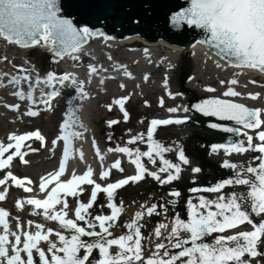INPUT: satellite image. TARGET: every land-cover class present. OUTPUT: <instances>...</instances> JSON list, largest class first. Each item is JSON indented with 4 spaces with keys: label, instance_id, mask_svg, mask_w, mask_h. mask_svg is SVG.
<instances>
[{
    "label": "snow or ice",
    "instance_id": "snow-or-ice-1",
    "mask_svg": "<svg viewBox=\"0 0 264 264\" xmlns=\"http://www.w3.org/2000/svg\"><path fill=\"white\" fill-rule=\"evenodd\" d=\"M60 13L59 0H0V37L21 47L49 46L57 57L63 58L65 54L79 51L87 37L103 35V33L90 30L87 26L78 28L72 19L66 18ZM171 23L174 26L186 24L203 29L208 34V38L204 42L217 49V55L223 54L229 58H234L238 62V66L255 68L264 72V0H191L189 7L173 14ZM73 58L78 59L75 56ZM89 70L91 73L97 71L96 67L91 65ZM21 71L24 69L21 68ZM126 75L130 76L131 73L126 72ZM147 78L146 75L145 79ZM22 79L27 80L28 77H22ZM53 81L61 85L66 81L76 84L75 78L70 73H64L59 77L52 72L47 73L46 83L51 86ZM9 83L18 85L20 79L13 76ZM224 83L221 81V84ZM237 83L238 80L236 79L230 81L232 85ZM82 84L83 82L80 83L79 89L81 95L84 96L86 93L83 92ZM208 90L215 91L212 88ZM14 95L24 99V92L22 91H17ZM28 95L31 98V91ZM57 95H59L58 91H51L48 93L49 100ZM239 95L241 93L231 87L224 93V96ZM249 95L255 99L259 94ZM128 99L129 97H120L114 100V104L119 106L123 114L124 121L129 119V111L125 107ZM49 100H45L43 103L50 107ZM163 104L164 101L161 98L160 105L163 106ZM8 107L18 109L19 105H8ZM107 107L111 110L112 104ZM194 107L207 115L234 120L247 129H259L264 124V120L261 119V109H249L243 104L226 99L206 100ZM187 110L184 109V111ZM168 111L176 112L178 109L169 108ZM27 115L37 116L39 113L29 110ZM182 122L180 119H153L147 130L150 144L147 151L142 152L136 148L133 152L126 146L110 149V151L126 153L130 158L134 156L132 163L135 164L136 174L104 187L92 179L93 169L91 167L82 175L73 173L71 179L63 182L60 180L66 171V162L70 155V136L78 134L65 132L58 137L64 141L63 160L58 171L41 178L39 188L41 192H44L48 189L49 184L55 182V186L47 192L45 199H18L16 207L24 209L25 205L34 206L36 210H42V212L36 211L35 215L42 214L46 220L59 222L61 229L72 231L70 235L66 236L59 230L52 228L45 230L44 224L37 223L35 224L37 231L33 233L23 230L19 223V217H17V231L13 232L9 227L10 213L0 207V226H2V231H0V264H37V261L34 260V251L39 258V264H177L178 261L180 264H249V261L245 259L246 255L252 258L264 255V251L258 250L261 245H264V218L255 222L251 215L254 213L255 216H264V131L257 133L258 139L261 141L259 144L254 145L252 143L253 137L247 136V146L241 142L230 144L226 148L228 153H245L249 150L260 153L261 155L254 158L260 161L257 166L249 165L243 169L244 174L238 172L235 178L226 179L213 187L204 189L207 192L218 193L226 186L242 185L247 186V192H234L229 197L219 196L216 200H206L201 197L198 205L191 204L189 201L191 205L190 219L185 222V220L177 217L174 225L170 228L168 243H156V251L147 257L142 245L144 236L141 232L140 221L145 215H158L157 205L153 204L148 207L142 205L144 210L137 211L134 218L127 223L126 228L129 231L117 238L109 239L108 237L112 236L110 229L116 226V221L124 210L122 202L120 206L114 202L108 203L107 206L111 209L110 215L92 217L90 209L93 208L100 193H106L109 201H112L115 190L128 185L130 182L135 183L145 179L146 174L161 184H169L180 179L181 165L165 159L163 155V153L173 149L154 141L152 137L158 127ZM119 123V120L108 121L109 126ZM63 127L67 129L69 123L65 121ZM211 127L218 128L219 125L212 124ZM224 130L238 131L232 128ZM33 138L39 141L45 139L39 130H36L22 135H10L9 140L14 141V144L4 145L0 143V170L8 168L14 157H18L27 164L28 161L24 159L26 153L22 152L21 149L27 147L25 141ZM143 139V135H137L132 137L128 143L135 144ZM52 143L55 145L56 141L54 140ZM222 147L225 146L215 145L213 151ZM11 149L14 151L10 152ZM31 151H38V149H31ZM6 153L10 154L5 157ZM97 154L99 155L98 149ZM154 154L162 161L163 166L159 168V173H166L165 177L156 171H149L141 162V157H147L151 163L155 164ZM82 157L83 153H81ZM178 159L184 165L189 164V160L182 149L178 151ZM111 167L123 171L119 160L115 161ZM224 167L236 169L238 165L225 161ZM192 171L199 173L201 169L196 167ZM109 175L110 170H105L101 172L100 178L105 179ZM9 181L15 186L23 188L25 192H32L33 190L27 186L32 184L30 179L18 178L11 171L6 173L5 178L0 179V185H7ZM83 185L93 186L90 199L87 203L80 202L78 204L74 210L75 219L67 218L69 204L66 197H76L78 194H83L85 191ZM199 190L192 189V191ZM7 195V188L0 191V201H4ZM171 195L179 197L180 192L173 191ZM57 205H62V207L57 210ZM88 217L92 218L87 219ZM78 222H85L87 227L81 226ZM97 222L100 231L94 230L97 227ZM27 223L31 226L33 221L29 220ZM244 223L251 225L253 230L242 231L229 236L219 235L212 243L203 242V238L206 236L236 229ZM169 227L166 223H160L154 229V236L162 237L164 235L162 230H167ZM182 233L190 235L188 238H181ZM53 234L58 238L59 246L57 242L50 239ZM10 236L14 238L11 241ZM82 237L96 239L89 242ZM42 241L47 242L46 251L40 247ZM198 241L200 242L198 243ZM189 244L190 246H186ZM113 246L118 250L110 251ZM170 248L180 249V251L170 253L168 251ZM161 249H164L162 253ZM81 250H83V255H81ZM94 250L99 251V259H91ZM22 253L26 254V257L22 256Z\"/></svg>",
    "mask_w": 264,
    "mask_h": 264
},
{
    "label": "rangeland",
    "instance_id": "rangeland-1",
    "mask_svg": "<svg viewBox=\"0 0 264 264\" xmlns=\"http://www.w3.org/2000/svg\"><path fill=\"white\" fill-rule=\"evenodd\" d=\"M101 49L97 50L96 55L97 56H104V57H108L109 59L117 56L116 54H118L120 57L121 55L126 56H130L132 55V53L130 52L131 49H129V51H127V49H122V48H115V50L112 47H108V46H102L100 45ZM40 47V46H39ZM32 48V49H27L25 50L24 48H16L15 46L9 47L7 48V50H4L2 52H0V68L5 70V69H11L14 72L17 70H21L20 68H24V70L28 71V73H36L38 74V76H43L47 75V73L52 72L54 74L58 73V70L56 69L57 66L53 65L52 61L50 60V56L48 52H45L43 49L41 50V48ZM101 52L103 53L101 55ZM6 58V59H5ZM124 61V65L125 68L128 67L129 63L128 61L122 60ZM189 61V62H188ZM186 61L185 63V67L183 69H180L179 72V79L177 81H175L173 78H171L172 73L170 72L171 69L175 70L177 67L175 66H170L167 67L163 64H160V66H157L156 69H153L152 65H149L150 63H145V64H141L140 66H137L139 68H141V71H146V70H155L153 71L151 74H147V79H145L144 75L145 73H132V75L137 76L136 79L132 78L130 80H128V82H123V83H119L118 80H105V76H103L102 80L104 81V84H102L103 86H99L98 88H96L95 90H91L90 89V93L88 91V98L86 100L85 103V111L87 113V117H88V129H86V134L88 135V140H89V150H90V154L87 157L88 162H90V164H94L95 169H97V175L94 176V180L97 183H100L102 185V187L105 186L106 183H108L109 180H114L117 179L118 177L123 175H126V177L134 175L133 171L135 170L136 172V168L135 166L133 167V163H132V159H134L135 157H129L126 153H120V152H116V151H110V149H115L118 146L120 147H128L127 146V139L130 137V135L133 134V132H135L138 128L141 130L138 132L137 135H143L144 139L142 141H137L135 143V145H137V147L143 152V151H147L149 149V141H148V137H147V130L150 127L149 124V117L150 119L152 118V116H156V115H161L164 113H175V112H169L168 109L169 108H178L179 104L176 102V99H178V94L181 92L179 91L182 88V85H186L187 82L190 83V79L191 76L195 74L194 73H190L192 71V64L194 65V63H196V61L192 59ZM158 61H154V64H157ZM197 65V63H196ZM204 67V66H203ZM169 68V69H168ZM203 70V71H202ZM201 79L200 80H207L208 82H215V79L218 76H222L224 78L226 77V74H223L222 72L216 70L215 68H213L211 65L208 66L206 69L201 68ZM199 74V75H200ZM115 78V77H113ZM236 80H238V83L235 86L236 90L242 92V93H246V92H252L255 91L257 94H259V97H263L262 100H264V83H262L260 86L258 84H255L253 82H248V80L243 79V78H237ZM130 81V82H129ZM165 81H167V83H165ZM201 84H203V82H201ZM217 84V83H216ZM121 85H123V87H121ZM215 87V83L214 85H212L211 87H207L204 89H209ZM202 89V88H200ZM127 91L129 92V101L131 100L134 103V111L131 114L130 119H128L127 121L123 120V114L119 108V106L117 105L114 109V113L107 116V120L103 123L104 124V131L101 133H97V131L94 129L95 125L92 123V115L90 113V110H95L97 109V107L103 108L106 107L109 104H114V97L115 95L119 94V92H123V91ZM124 93V92H123ZM139 95L141 96H146L147 98L151 99L152 102H150L149 104H143L142 102H137V98L139 97ZM186 99H185V104L188 103V98L192 97L191 94H187L185 95ZM161 98L164 101L163 106H158L157 103L160 102ZM14 99H12V96L9 95V92H4L2 91L0 93V143H3L4 145H7L8 143H15L14 141H10L9 140V136L12 134H16V135H22L25 133H29V132H33L36 130H39V132L41 133L42 136L45 135L43 134V130L41 129V127L39 125H36L37 123L35 122V125H30V127L28 126H22L23 124L30 123V120H36L37 122H39V120H44V118L49 117V114L52 112V109L56 107V105H54V103L52 104V106H48L47 110H40L41 112H38L39 115L37 116H29L27 115L28 110H34V111H38L39 109H42L43 107L40 106L39 104L37 106H33L30 107L28 106L27 108L23 106V104L20 101H13ZM61 103V102H59ZM8 105H19L18 109H12L9 108ZM263 107H264V103H262ZM89 110V111H88ZM164 110V111H162ZM138 112H148L146 114V117L148 119L145 118H138ZM60 114L62 113L59 112ZM170 117H172V119L174 120L173 115H170ZM57 119V118H56ZM59 119V117H58ZM57 119V122H54L55 124H58L59 120ZM111 120H119L120 123L116 124V125H112L109 126L108 121ZM152 120V119H151ZM147 122V123H146ZM183 125H186L187 127L191 126L189 125V123L187 122H182ZM169 125H165V126H160L157 128V130L154 132L152 139L156 142L161 143L163 146L165 147H169L170 148V143H172L171 141V137L169 136V132L168 131V127ZM264 131V126L261 125V128H259L258 130ZM257 129H251L249 131V133L255 132ZM206 132V131H204ZM159 133V137L154 138V135ZM191 135V134H190ZM251 136L253 137L252 143L254 145L259 144V139H258V135L255 134V136L253 135V133L251 134ZM59 135L57 134V131L55 132V134L53 133V136L51 138H45L44 141H39L36 140L35 138H33L32 141H25V145H27V147H23L22 148V152H25L26 155L24 156V159L28 161L27 164L23 163L18 157H14L11 165L3 170H0V179L5 178L6 173L8 171H11L13 173V175H15L18 178H26L30 179L32 181V184L36 185L34 186V191L32 192H25L23 188L17 187L14 188L11 186V181L8 182L7 185H0V191L5 190V188H7V192L8 195L6 197V199L4 201H8L11 202V206L12 207H16V201L19 199H27V198H37V199H45L47 196V192L51 190V185L53 184H49L48 185V189L44 192L40 191L39 188V184L41 182V178L42 177H46L48 174H45L46 171L48 170V166L49 168L52 167L54 168L55 166V161H54V157L57 149H59V145H60V139H58ZM107 138V143L109 145H107V143H103L105 138ZM50 139V140H49ZM198 138H195V136H193L192 138H189L188 142H187V146L186 149H188V151L190 152H194V150L198 149V143H195L197 141ZM56 141V144L53 145L52 141ZM34 142V144H33ZM247 146V144H245ZM31 149H38V151H31ZM52 150V153H48L49 150ZM97 149L99 150V155L97 154ZM131 149V148H130ZM14 151V149H11L10 152ZM134 152V151H133ZM10 154V153H6L5 157ZM172 151L170 152H166L163 153L164 158L168 159L169 161L173 162V163H177L175 161V157L171 155ZM244 154H247L245 156H243V158L245 159L246 162H248V166H257L258 163L260 161L255 160L254 158L261 155L260 153L256 152V151H247ZM30 155V156H29ZM48 155H51V159L49 160V163L47 162V157ZM221 157H223V155H220ZM101 157H103V159H101ZM190 157V156H189ZM188 157V158H189ZM209 157V162H212L213 164H216V166H224V162L221 159H217L216 156H214V153L212 154L211 152L208 154ZM241 156L235 157L233 160L234 161H229L230 164L234 163L235 161H237L238 159H240ZM46 158V159H45ZM154 158L156 159V163L153 164L151 163L147 157H141V162L145 165L146 168H148L149 171H156L158 172V174L160 175L161 173H159V170L157 168L162 167V161H160L159 157H155L154 154ZM187 158V159H188ZM191 158V157H190ZM223 159H226L225 157H223ZM117 161L119 160L121 162V166L123 167V172H119L115 173L113 170L114 168H112L110 165L112 163V161ZM196 162H199L196 160ZM158 164V165H156ZM178 164V163H177ZM15 168V169H14ZM201 168V167H200ZM105 170H110L112 172H110L109 177L103 179V181H99L98 179L100 178V174L101 172L105 171ZM190 172L189 169L186 168V170H184L183 172H181L182 174H180V179L173 181L169 184H161L159 183V181H157L155 178H149V179H143L139 182H130L128 185L123 186L120 189L115 190L114 193V197L112 199V201H109L107 194L106 193H100L98 194L97 197V201L94 204L93 208L90 209L91 214L93 215V212L97 213L94 214L95 216L98 215V213H102L101 215H109L108 213L111 212V209L108 208V203L110 202H114L117 204V206H120L121 202L123 203L124 207L126 206L125 204L130 202V197H133V201L136 200V203H139L140 200L143 199V197H145V194H150V196H153L155 198V202L156 204H160L162 202H165V200L170 201V206H169V210L170 212H174L175 211V207L178 205V203L182 202V200L184 199V196L188 194V192H184V191H180V196L179 197H175L172 196L170 193H168V188L173 187L178 183H182V182H186L192 179H195L194 177L189 178L187 177L185 180L182 178L184 172ZM26 172V173H25ZM213 168H208L205 167L203 170H201V176H209L211 173H213ZM25 173V174H24ZM241 174L243 173V170H240ZM68 172L65 171V173L60 177V179H65L68 176ZM186 174V173H185ZM27 175V176H26ZM250 175V174H249ZM26 176V177H25ZM147 176V174L145 175ZM96 177L98 179H96ZM163 177V175H162ZM228 179V178H227ZM225 179H216V180H212V182H207L206 186H202L200 187L199 191H201L202 193L204 192L206 195H212L213 192H207L204 191V189H206L207 187H211L212 183H220L222 181H224ZM163 185L164 188L162 190V192L160 193L159 196H157V192L153 191V190H146L147 188H151L154 187L155 185ZM15 186V185H14ZM86 188H89L90 185H86ZM177 186V185H176ZM243 190L242 191H238L237 193H246L248 188L247 186H242ZM219 193V192H218ZM216 193V194H218ZM215 194V193H214ZM68 204H69V214L68 217H72L74 215V210H75V206L73 205V203L70 201V196L66 197ZM90 199V196L88 194L87 196V200L82 199L80 202L83 203H87ZM197 201V199H195ZM4 201H0V207L4 208L5 210H7V207H5V203ZM188 205H186V207L183 209L182 213H177L178 215L176 217H180L181 215L183 217H190V213H191V205L189 203L190 198L188 200H185ZM153 202V200L151 201ZM191 203H193L191 201ZM195 204V203H194ZM4 205V206H3ZM198 205V204H196ZM101 208V209H99ZM18 209V208H17ZM104 209H106L105 211H103ZM24 213L27 214H32V212H36V211H41L42 210H36L34 208V206L31 205H25L24 209H18ZM213 210L214 207H213ZM250 211V208L248 209ZM143 211V210H142ZM10 213V212H9ZM254 217V221L258 222L260 221L262 218H264V216H255L254 213L251 214ZM42 216V214H41ZM157 216V214H156ZM160 216V215H159ZM93 217V216H92ZM92 217H88V219H91ZM161 217V216H160ZM160 217H158L157 219L154 220V218H148L147 215H145L144 219L145 221L143 223L140 222L141 225V232L142 235L144 236V240L142 241V245L143 248L145 250V252L147 254H151L152 253V245L151 243L154 240V229L159 226L158 222L160 220ZM17 217H13L9 216V227L10 230L15 232L17 231ZM31 221H33L32 219H30ZM29 219L23 217V216H19V223L22 225L23 230H27V231H31V232H35L37 231V229L35 228V224H37V221H33V224L31 226L28 225ZM59 224V222H57ZM127 223H129L128 220L123 219L122 221L118 222L117 226H114L112 229H110V231L112 232V236L108 237L109 239L111 238H117L119 235L125 234L126 232H128L129 230L126 228ZM87 227V226H85ZM47 228H52L54 230L59 229V226L56 225L55 223L50 222L49 226L45 225V230ZM96 231H100L98 224L97 227L95 228ZM252 226L244 223L240 226H238L236 229H231L229 230V232L227 231V233H214L215 235H213L212 239H215L217 236L219 235H224V236H229V235H234L238 232H242V231H251ZM0 231H2V226H0ZM66 236L70 235L69 234H64ZM209 237L206 236L203 238L204 240H207ZM10 241L13 240V237H9ZM50 239L54 242L58 243L59 246V242H58V238L53 234L50 236ZM57 239V240H56ZM82 239H86L89 242H91L92 240L96 239V238H92V237H82ZM22 240H23V236H22ZM200 242V241H198ZM190 245V244H189ZM186 245V246H189ZM47 242H41L40 243V247L44 248L45 251L47 250ZM118 249L113 246V248L110 250L112 252L117 251ZM168 251L170 253H178L180 251V249H175V248H170L168 249ZM10 254H11V250H10ZM47 254V253H46ZM22 256L26 257V254L22 253ZM34 255V253H33ZM81 255H83V250H81ZM38 258V257H37ZM49 258H50V254H49ZM258 257L252 258V257H248L246 255L245 259H247L249 261V264H258L257 260ZM91 259H99V251L98 250H94V254L93 257ZM182 259H186V258H182ZM177 264H180V262L178 261ZM260 264V263H259Z\"/></svg>",
    "mask_w": 264,
    "mask_h": 264
},
{
    "label": "bare ground",
    "instance_id": "bare-ground-1",
    "mask_svg": "<svg viewBox=\"0 0 264 264\" xmlns=\"http://www.w3.org/2000/svg\"><path fill=\"white\" fill-rule=\"evenodd\" d=\"M13 43H9V42H5L2 37H0V52L7 50V48L12 47ZM108 46L109 48L112 47L114 50L115 48L119 49H127V51L130 50V52L132 53V55L130 56H124L121 55V57L116 54L117 56L109 59L108 57L103 58L102 56H97L96 52L97 50H100L101 46ZM38 48L39 46H34V47H27L24 48L25 50L27 49H32V48ZM41 48V50L43 49L45 52H48V47L47 46H41L39 47ZM103 53L101 52V55ZM2 55V54H0ZM78 57V59H74L73 57ZM56 59V69L58 70V73L56 74L57 77L63 75L64 73H70L72 74V76L75 78L76 84H73L71 81H66L63 85L59 84L56 81L52 82V85L50 86L48 83L47 85H44V83L46 82V78L42 77V76H36V74L34 73V76H28L26 75L28 78L30 86H24L23 81L24 79H22V74H27L25 73V71H17L15 74H12L11 70L5 69L2 70L0 69V93L2 91H5L7 89V87H11V90H14V92L17 91H22L24 92V99H21L20 97L18 98L19 100H21L20 102L23 104L24 107H28L29 104L26 103L27 101L29 102H36L37 99H40L41 101L40 106H42V109H39L36 112H41L40 110H47L48 105L43 103V101L47 100V88L51 87V90H55L57 91V89L59 88H63L65 90L66 86L70 85L73 88H76L77 93H75V89H70V91L67 93L68 94V100L67 102H65V100L63 99H57L56 101H54V105H56L55 108L52 109V112L49 114V117L44 118V120H39V122H37L36 120H30V123H25L22 126H28L30 127V125H35V122L37 123L36 125H39L41 127V129L43 130V134L45 135V138H51L53 136V133L55 134L56 131H59V126H63L65 124V121H67L69 123V127L67 129L62 130V133L64 134L65 132L68 133H77L78 135H71L70 136V155L69 158L66 162L67 166H71L73 167V165L76 167L77 170H79V172H83L84 169L86 171V167L83 165V161H87V157L90 154V150L88 149L89 147V140H88V135L86 134V132L84 131V125L85 122L84 121H79L77 122L76 119H78L79 117H83L84 113L81 111L82 107H80V105L84 103H86V100L89 99L87 94L88 91L90 93L89 90V86L88 83L93 79H95V81H98V76L103 77L107 76L108 73L112 74V73H117L119 71V75H124L125 77H127L126 72L128 73H137L140 72L145 73L144 75L147 74H151L153 71L155 70H144L141 71V68L137 67L141 62L147 61V63H150L149 65H152L154 67H152L153 69H156L157 66H160V64H163L167 67H170V64H173V66L176 65V69L173 70L171 69V78H173L175 81H177L180 77H179V70L183 69L185 66L186 61L190 60L193 61L195 60L196 63H194V65L192 64V68L190 71V73H194V75L191 76L190 79V83L187 82L186 85H182V88L179 90L181 91L178 94V99H176V102L180 105H183L184 100L186 98L185 95H187L188 93L192 94V95H197V94H204V95H218L220 97H225V98H229L230 100H234L236 102H239L240 104H244L246 107L252 108V109H261V119L264 120V107L262 105V103H264L263 97H259L257 96V98L253 99L249 94H257L255 91L252 92H246L245 94L236 90L235 86L230 84V81L232 79H237V78H243L248 80V82H253L255 81V84H258L259 86L264 83V72L259 71L258 69L255 68H248V67H243V66H237V65H231L230 63L226 62L225 60H223L222 58L218 57L217 54L212 53L210 51V49L206 48L204 45H202L200 42H195L192 43L190 45H181V44H176V43H170V42H166L165 39H161L160 37H155L153 39V41H145L144 39H142L141 37L137 36V35H128L126 37L123 38H118L116 40H106L105 38H103V36L99 35V36H94V37H89V40H87L85 42V44L81 45V48L79 51L75 52V53H69V54H65L63 56V58H55ZM128 61L129 65L128 67L125 68V63L124 61ZM153 61H159L157 62V64L153 63ZM167 62V63H166ZM189 62V61H188ZM95 66L97 71L95 73H91L89 70V66ZM122 65H124V67H121ZM212 66L213 68H215L216 70L222 72L223 74H226L227 78L224 77H220L218 76L215 79V82L211 81L208 82L207 80H200L201 79V68L206 69L208 66ZM204 66V67H203ZM186 68V67H185ZM119 69V70H118ZM169 69V68H168ZM203 71V70H202ZM7 74V75H5ZM200 74V75H199ZM16 76L18 79H20V83L17 84H11L9 83V80L11 79V77ZM221 81H224V84H221ZM83 82L82 87H83V92L86 93V95L82 96L80 89H79V85L80 83ZM201 82H203V84H201ZM39 84V86H36V84ZM215 83V87H212V89H215V91H209L208 89H204L207 87H211L212 85H214ZM217 83V84H216ZM14 85V86H13ZM36 87H35V86ZM47 87V88H46ZM231 87L233 88L235 91L241 93V95L239 96H224V93L227 91V89ZM61 88V89H62ZM202 88V89H200ZM91 89V88H90ZM88 90V91H87ZM92 90V89H91ZM31 91V99H27V93ZM124 92V93H123ZM123 92H119V94L115 95V99H118L120 97H128L129 96V92L127 91H123ZM72 94V96H71ZM75 95V97H74ZM15 99V98H14ZM114 99V100H115ZM81 100L82 102L79 103L78 101ZM147 101V103H145ZM61 102V103H59ZM137 102H142L144 105L145 104H149L151 101V99L147 98L146 96H141L139 95V97L137 98ZM80 104V105H79ZM158 106H160V102L157 103ZM134 103L129 99L126 102V109L129 111V119L131 117L132 112L134 111ZM108 106V105H107ZM97 107V109L95 110H90V113L92 115V123L95 125V130L97 131V133H101L104 131V122L107 120V116L114 113V109L116 110V106L115 104H112V109L109 110L108 107ZM182 108V106H180ZM177 108L178 111H176L175 113H164L161 115H156V116H152V118L154 119H172V117H170V115H173L174 120L176 119H185V117H190V112L189 111H182L181 108ZM29 111V110H28ZM34 111V110H33ZM62 113L60 114L59 112ZM89 111V110H88ZM164 111V110H162ZM138 118H145L146 114L148 112H144V113H140L138 112ZM59 117V119H58ZM156 117V118H155ZM59 120L58 124H55L54 122H57V119ZM149 119V124L151 123V119L150 117ZM147 119V122H148ZM183 121V120H182ZM146 122V123H147ZM81 123V124H80ZM191 126L187 127L186 125H183V123H173L170 124L168 127V131L169 132V136L171 137V141L172 143H170V148H172V156L175 157V161L181 165L182 171L189 169L190 172H184L182 178L185 180L187 177L189 178H196V180H200V173H194L192 171L193 168L199 167L200 168V160L201 158L199 157V154L193 153L188 151V149H186V146L188 145L187 142L189 140V138H192L193 136H195V138L200 137V134L204 133H208V132H204L206 129L204 128H200L197 124H190ZM264 126V124H262ZM237 128L239 129L238 132V136L236 137V144H239L241 142H243L244 144H246L247 142V136H251V134L253 133V135L255 136V134H257L260 130H256L255 132L249 133V131L251 129H247L244 128V126L242 124H238L236 125ZM141 131L139 128L133 132L132 135H130V137L126 140L127 141V146L129 148H131L134 152L135 149L138 148L137 145L135 144H129L128 141L134 137L137 136L138 132ZM1 133V132H0ZM191 134V135H190ZM105 138V137H104ZM33 139H30L29 141H32ZM50 140V139H49ZM261 143V141H259ZM103 143H107V138H105ZM34 144V142H33ZM107 145H109L107 143ZM246 146V145H245ZM227 147H222L220 149H218L217 151H213L214 156H216L217 159H221L223 160V162L225 161H234L233 159L235 157L241 156L240 159H238L237 161L234 162V164H237L238 167L236 169L227 167L229 173L231 174L230 178H235L236 174L238 172H240V170L246 169V167L248 166V162L245 161V159L243 158V156L247 155L244 153H236V152H231L228 153L226 151ZM182 149L185 153L186 158H188L189 160V164L184 165L182 164V162L179 161L178 159V151ZM22 150V149H21ZM63 151H64V141L62 142V145L59 149H57L54 157V161H55V166L54 168L48 166V170L46 171L45 174H49L54 172V170H58V166H59V162H60V158H63ZM52 153V150L50 149L48 151V153ZM81 153H83V157L81 158ZM220 155H223V157H225L226 159H223V157H221ZM30 156V155H29ZM51 158V155H48L47 157V162L49 163L48 159ZM46 159V158H45ZM199 161V162H196ZM205 160L207 161V158H204V162ZM113 165V164H112ZM158 165V164H156ZM88 166L93 168V165L90 164V162H88ZM133 166H135V164H133ZM88 167V168H89ZM121 168L123 169V167L121 166ZM136 168V167H135ZM15 169V168H14ZM159 170V168H157ZM113 170H115V173L119 172H123L120 171L119 169L114 168ZM112 172V171H110ZM134 172V171H133ZM26 173V172H25ZM24 173V174H25ZM84 173V172H83ZM186 173V174H185ZM135 174V172L133 173ZM182 174V173H181ZM161 176L163 175V177H165L167 174L166 173H161ZM27 176V175H26ZM25 176V177H26ZM29 177V176H27ZM26 177V178H27ZM146 179L149 178H153L149 175L145 176ZM71 179V177H70ZM96 179H98L96 177ZM122 179L119 178L118 181ZM213 178H211L212 180ZM68 180V179H67ZM65 180V181H67ZM99 181H103V179L99 178ZM116 181V179L111 180V182ZM63 182V181H62ZM217 183L213 182L212 183V187L215 186ZM12 187L17 188L16 186H14V184H11ZM28 187H31L34 191V184L31 185H27ZM162 187H164L163 185H159ZM85 191L83 194H78L76 197H72L70 196V201L73 203V205L75 206V208L78 206V204L80 203V201L82 199L87 200V196L91 193L92 190V185L89 186V188H86V185L82 186ZM21 188V187H20ZM163 189V188H162ZM243 187L242 185H232V186H226L224 189H222L218 194H212V195H206L204 192L202 193L201 191H193L188 193V195L185 196V200L190 198V201H192L193 203L191 204H199L200 203V198L204 197L206 200H216L219 196H225V197H229L232 193H237L238 191H242ZM159 195V194H158ZM149 197H145L144 199H142V202L147 200ZM19 199V198H18ZM197 199V201L195 200ZM5 203V207H7V211L10 212L11 216L13 217H19V216H23L27 219H32L33 221H37V223L40 224H44V225H48L49 223H55L54 221H50V220H46L44 218V216L42 215H35V212H32V214H27L24 213L20 210H18L15 207L11 206V202L8 201H4ZM126 206L124 207L123 214H125V219H127L129 222L134 218L135 213L137 211H141V206L144 205L143 203L141 204H134L133 201V197H130V202L125 204ZM4 206V205H3ZM62 207V205H57L56 209L59 210ZM101 209V208H99ZM106 209H104L103 211H105ZM68 214L70 212L69 208H68ZM94 214H97L95 212H93V217L95 216ZM102 213H98V215H101ZM70 219H75V216L73 215L72 217H67ZM88 219V218H87ZM161 223H166L168 224L170 227L167 230H162L164 232V235L160 238H157L155 240H157L158 242H162L163 241V237L165 236L168 239V234L170 232V228L171 226L174 225V219H171L169 212H167L166 215H162L161 217ZM81 226H87L85 222H78ZM98 224V222H97ZM56 225L59 226V231L62 232V234H69L71 233L72 230H64L60 228V225L56 222ZM96 231V229H94ZM227 231L229 232V230H226L225 233H227ZM213 235H215L214 233L209 235L207 242L212 243L214 241ZM184 233H182V237L184 238ZM57 240V239H56ZM259 251H264V245H261L258 248ZM145 255L147 257V253L145 252ZM37 254L34 251V260L37 261V264H39V258H37ZM257 263L259 264H264V255L262 256H258Z\"/></svg>",
    "mask_w": 264,
    "mask_h": 264
},
{
    "label": "water",
    "instance_id": "water-1",
    "mask_svg": "<svg viewBox=\"0 0 264 264\" xmlns=\"http://www.w3.org/2000/svg\"><path fill=\"white\" fill-rule=\"evenodd\" d=\"M190 2L191 0H59L62 16L72 19L78 28L87 26L92 31L103 33L102 36L105 38L114 40L136 34L147 41H153L158 36L165 39L166 42L178 43L182 46L200 41L206 48L217 54V49L204 42L207 40L208 34L203 29L186 24L174 26L171 23L173 14L189 7ZM87 40L88 38H86ZM49 52L55 55L50 47ZM217 56L226 62L238 65L234 58H229L223 54ZM211 99L225 98L208 95L193 97L189 109L197 114V117L188 120L200 128L213 132L205 135L211 144L230 145L234 142L238 131H225L226 128L236 129V127L225 122H237L207 115L194 107ZM232 102L238 103L234 100ZM212 124H217L219 127L212 128ZM222 171L225 178L229 176L226 168ZM189 235L187 234V237Z\"/></svg>",
    "mask_w": 264,
    "mask_h": 264
}]
</instances>
